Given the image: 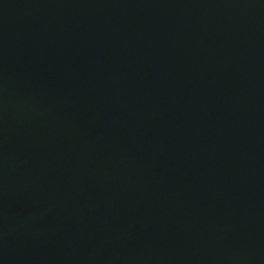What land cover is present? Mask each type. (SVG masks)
Listing matches in <instances>:
<instances>
[{
  "label": "water",
  "instance_id": "water-1",
  "mask_svg": "<svg viewBox=\"0 0 264 264\" xmlns=\"http://www.w3.org/2000/svg\"><path fill=\"white\" fill-rule=\"evenodd\" d=\"M0 264H264V0H0Z\"/></svg>",
  "mask_w": 264,
  "mask_h": 264
}]
</instances>
